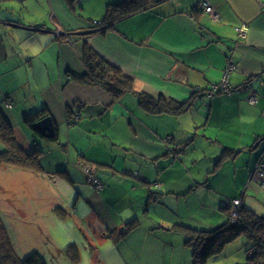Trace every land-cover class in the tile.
I'll return each mask as SVG.
<instances>
[{"label":"crops","instance_id":"obj_1","mask_svg":"<svg viewBox=\"0 0 264 264\" xmlns=\"http://www.w3.org/2000/svg\"><path fill=\"white\" fill-rule=\"evenodd\" d=\"M7 1L30 2L38 16L50 17L7 18L4 25L0 18V111L27 153L43 151L42 173L0 166V205L12 240L24 237L20 248L39 252L56 221L73 220L65 230L80 231L88 244L119 243L117 232L135 221L129 235L136 233L139 246L153 245L160 223L191 249L189 229L229 220V194L253 209L248 194L263 193L254 172L264 141V0H208L212 14L199 7L207 0H166L102 32L93 22L102 23L108 7L125 0H44V12L35 0ZM91 52L132 79L134 93L115 99L85 84ZM225 76L235 91L211 98ZM138 94L192 106L179 115L153 114ZM40 111L53 118L57 142L27 123ZM194 134L229 155L214 166L216 155L207 160L204 152L206 164L195 172L200 158L182 153ZM89 170L104 183L102 191L89 182ZM194 195L186 215L185 201ZM154 215L160 219L152 221ZM144 220L153 224L143 226Z\"/></svg>","mask_w":264,"mask_h":264},{"label":"trees","instance_id":"obj_2","mask_svg":"<svg viewBox=\"0 0 264 264\" xmlns=\"http://www.w3.org/2000/svg\"><path fill=\"white\" fill-rule=\"evenodd\" d=\"M166 0H125L118 5H111L107 9V18L102 25L106 31L121 20L146 11ZM100 31V32H102ZM87 74L82 81L91 86H99L111 94L115 99L127 93H134L133 80L124 76L119 68L108 62L96 52L87 55ZM139 104L146 111L153 114L179 115L187 110L188 103L180 104L165 98L155 99L146 94H138ZM46 111H40L28 118L27 123L31 126L45 118ZM72 112L68 113L69 121L72 120ZM50 142L58 141V131ZM0 143L3 150L0 152V166H13L25 170L42 173L40 157L43 151L37 149L35 152L27 153L17 142L13 127L7 122L0 111ZM188 146L189 142L185 143ZM229 155V150L224 154ZM134 222L127 223L125 230L116 235L115 240L123 239L122 234L126 230L132 231ZM244 236L246 241L247 261L244 264H264V216L258 215L253 209L243 206L239 217L235 222L230 219L221 226L210 229H189L186 244L192 249V264H209V260L222 255L225 248L238 238ZM119 239V240H120ZM72 244L65 248V254L70 256ZM0 264H47L41 253L22 257L16 250L9 228L5 222L4 215L0 209Z\"/></svg>","mask_w":264,"mask_h":264},{"label":"rangeland","instance_id":"obj_3","mask_svg":"<svg viewBox=\"0 0 264 264\" xmlns=\"http://www.w3.org/2000/svg\"><path fill=\"white\" fill-rule=\"evenodd\" d=\"M0 18L2 19L3 23L1 25L5 24V20L7 18H20L22 21H25L26 23H35L32 22V20H36L37 18H50L46 16H38L34 10L33 6L29 2L22 3H10L7 0H0ZM3 1V2H2ZM37 3L41 2V5H38L37 7L40 8L41 11L44 12L46 10V6H42L44 4V0H35ZM42 8L44 10H42ZM35 9V8H34ZM24 22V23H25ZM93 26H96L93 24ZM3 27V26H2ZM25 29H31L26 28ZM40 31H46L44 29H40ZM61 30L57 31V35L61 34ZM29 45V43H25L24 46ZM190 144L188 146H185L182 153H186L185 157L187 159L190 158V156L194 155L196 159L205 152L208 154L207 160L210 158V156L216 155L215 160H213V165L216 166L218 163L222 162V159L227 155L224 154L223 150H212L209 148L210 145L205 142L202 135L196 136L195 134L191 136L189 139H187ZM1 145V143H0ZM2 146V145H1ZM264 149V141H262L261 146L257 149L258 151H262ZM214 158V157H213ZM202 161V158H200ZM206 163L202 161L198 165H195V168L193 169L195 172L197 170H202L203 165ZM6 166V165H2ZM215 168V167H213ZM263 192V191H262ZM253 192L249 193L247 196V203L254 209V211L261 216H264V192L260 195L252 194ZM240 196V194H239ZM196 195L193 197L187 199L185 201L184 206V213L187 215L190 210L193 213L192 206H190V203ZM214 197L211 195V199ZM236 197L235 194L231 193L229 194V200L230 204L232 205L233 198ZM233 199V200H232ZM213 200V199H212ZM242 203V202H241ZM243 204V203H242ZM228 205V204H227ZM230 208V205H229ZM0 209L1 205H0ZM190 209V210H189ZM232 208L228 210L229 219H231L230 211ZM2 213L4 215L5 219V212ZM239 216V215H238ZM160 219V215H154L151 220L157 221ZM6 224L8 223L5 219ZM73 220H67V221H56V224L51 231H49V236L51 237V241H43L42 244L38 245L39 249L38 251L41 253L47 264H191V249H189L186 245L185 246H179L175 241L177 238H179L176 233L171 236H168L169 232H165L163 229H160L159 224L154 223L155 229L153 238L151 241L153 242V245L150 246H139L138 241L136 239V233L134 235H129L131 231L126 230V233L122 234L124 238L121 242L117 243H104L100 244L97 241H91L92 244H88V241L82 236L80 231H78V235L75 233H71L65 230L68 225H71ZM153 224L151 221L144 220L143 226ZM8 226V224H7ZM9 228V227H8ZM178 228V227H176ZM10 231L11 237L13 236V232ZM17 232L14 231V235ZM120 234V231L117 232V235ZM114 236V232L112 234ZM174 242L168 243L167 239L174 238ZM130 237V238H129ZM142 238V237H138ZM125 239H127L125 241ZM247 239L242 236L238 238L235 242L231 243L229 247L223 252L222 255L217 256V258H214L209 261V264H244L247 261V255H246V247L245 245ZM13 244L18 250L19 254L22 257H26L30 254H32V250H26L30 249L31 244L24 245V251L20 246H22V242H24V237L19 235V238L17 237L15 241H13ZM185 242V240L183 241ZM72 244L73 248L71 249L70 256L65 254V248ZM91 245V246H90ZM35 250V249H34ZM186 254V257H185ZM188 254V258H187Z\"/></svg>","mask_w":264,"mask_h":264},{"label":"built area","instance_id":"obj_4","mask_svg":"<svg viewBox=\"0 0 264 264\" xmlns=\"http://www.w3.org/2000/svg\"><path fill=\"white\" fill-rule=\"evenodd\" d=\"M199 7L203 9L205 12L212 14L213 13V7L209 4L208 0L204 1L199 4ZM94 25L99 26L101 25V22H93ZM236 31L240 36H245V28L240 27L237 28ZM211 93H209V96L212 98L214 94L216 93H233L235 89L228 83V77L225 76L221 83L218 86H214L212 90H210ZM258 100V92H253L252 96L250 97V103L255 105ZM10 106L9 104H7ZM255 180L259 183V186L261 190L264 192V149L262 150L254 172ZM88 180L93 185V187L97 191H102L104 188V183L96 176L95 173H92L91 170L88 171ZM242 201L240 199H234L232 202V210H231V219L234 222L236 218L239 215V210L242 207ZM230 219V220H231Z\"/></svg>","mask_w":264,"mask_h":264},{"label":"water","instance_id":"obj_5","mask_svg":"<svg viewBox=\"0 0 264 264\" xmlns=\"http://www.w3.org/2000/svg\"><path fill=\"white\" fill-rule=\"evenodd\" d=\"M95 31L97 32L99 30H95ZM87 33H91V32H87ZM187 103H188L187 108L189 109L192 106V103L191 102L190 103L187 102ZM31 128L36 134L44 138L52 139L55 137V134H56L55 123L51 116H47L39 120L38 122L33 124Z\"/></svg>","mask_w":264,"mask_h":264},{"label":"bare ground","instance_id":"obj_6","mask_svg":"<svg viewBox=\"0 0 264 264\" xmlns=\"http://www.w3.org/2000/svg\"><path fill=\"white\" fill-rule=\"evenodd\" d=\"M104 29V27L102 26V24L100 25V26H98V28H97V30H99V31H102ZM229 202H230V200H229ZM229 205H230V208H232V205L229 203ZM230 208H228V210L230 209ZM241 211V208H240V210H239V212ZM230 213H231V211H230ZM239 217V216H238ZM238 217L236 218V220L238 219ZM235 220V221H236ZM232 223H233V221H232V219L230 220ZM234 221V222H235Z\"/></svg>","mask_w":264,"mask_h":264},{"label":"flooded vegetation","instance_id":"obj_7","mask_svg":"<svg viewBox=\"0 0 264 264\" xmlns=\"http://www.w3.org/2000/svg\"><path fill=\"white\" fill-rule=\"evenodd\" d=\"M106 16H107V15H106ZM106 16H105V18H107ZM101 24H102V23H101ZM102 26H103L104 28L106 27V26H104V25H102ZM114 27H115V26H114Z\"/></svg>","mask_w":264,"mask_h":264}]
</instances>
